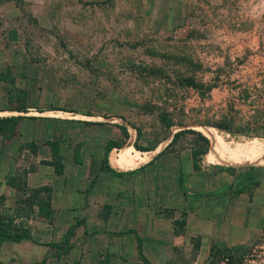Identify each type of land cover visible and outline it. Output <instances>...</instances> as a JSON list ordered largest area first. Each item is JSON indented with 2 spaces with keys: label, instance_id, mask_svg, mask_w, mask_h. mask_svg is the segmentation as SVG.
<instances>
[{
  "label": "crops",
  "instance_id": "crops-1",
  "mask_svg": "<svg viewBox=\"0 0 264 264\" xmlns=\"http://www.w3.org/2000/svg\"><path fill=\"white\" fill-rule=\"evenodd\" d=\"M13 1H0V10H16ZM117 1H125L127 10L137 3ZM107 2L17 0V10L43 15L51 10L99 8ZM163 4L164 10H175V4L178 10H187V0H153V6L143 3L141 9L156 10L159 18ZM176 21L162 26L172 29L182 24V19ZM19 41V29L4 19L0 23V117L21 118L15 134L0 133V218L24 223L29 238L3 241L0 264H145V260L183 264L182 256L190 257V264H204L213 244L228 242L225 230L235 218L229 210L242 207L240 197H251L253 182H258L256 172L233 174L229 166L252 162H241L234 152L210 142L196 166L192 153L197 142L184 143L183 133L173 139L181 130L150 134L102 108L76 112L36 109L24 102L12 105V95L28 94L24 88L17 90V62L24 59L17 55ZM53 142L62 156L61 173L49 163ZM109 142H115L107 153L115 173L103 168ZM129 143L131 151L126 152ZM135 143L146 150L136 149ZM18 184L51 188V219L39 214L37 204L28 209ZM177 219L185 220L182 228L175 224ZM70 228L71 247L58 256L59 250L49 244L61 243Z\"/></svg>",
  "mask_w": 264,
  "mask_h": 264
},
{
  "label": "rangeland",
  "instance_id": "rangeland-1",
  "mask_svg": "<svg viewBox=\"0 0 264 264\" xmlns=\"http://www.w3.org/2000/svg\"><path fill=\"white\" fill-rule=\"evenodd\" d=\"M13 2L16 10H0V23L20 31L17 90L28 94L12 95V105L102 108L150 134L185 130L182 141L196 147H204L202 137L187 130L200 132L198 125L214 127L232 146L264 142V0H187V10L163 4L159 23L156 10L141 9L153 0L128 10L125 1L108 0L43 15ZM178 19L181 25L163 28ZM229 167L233 174L256 172L258 184L251 197H240V209L229 210L235 218L222 245L239 248L240 264H264V165Z\"/></svg>",
  "mask_w": 264,
  "mask_h": 264
},
{
  "label": "trees",
  "instance_id": "trees-1",
  "mask_svg": "<svg viewBox=\"0 0 264 264\" xmlns=\"http://www.w3.org/2000/svg\"><path fill=\"white\" fill-rule=\"evenodd\" d=\"M18 110L25 111L24 106L22 107L19 106ZM20 118H21L20 115L0 117V133L9 134V135L15 134L16 126ZM165 121H166L165 125L168 128H170L173 125V122L171 120H165ZM218 127L221 129L228 130L226 126L218 125ZM184 131L185 130L176 132L173 136V139H175L180 133H183ZM187 131L198 133V135L202 137L203 142H204V147H195L193 149V153H192L193 159H194L195 165L198 166V161L201 155L207 151L210 140L206 136L201 135L200 132H197L196 130L189 129ZM139 135H140V131L137 129V137H139ZM113 146H115V142L108 143L106 150H105V157L103 159V168L110 172H114V171L108 165L107 153ZM134 146L136 149L146 150L145 147L140 146L137 143H135ZM51 149H52L53 160L50 161L49 163L53 165L56 172L61 173L63 170V164L61 162L62 156L59 154L58 143L53 142L51 144ZM75 160L79 161L78 158H76ZM117 174H120V173H117ZM256 183L258 182L257 181L253 182V184H256ZM18 187L22 195L21 200L25 201L28 209H31V206L33 204H37L39 214L51 219L53 215V208L51 206V188L50 187L40 186L37 188H28L25 185L21 186L19 184H18ZM245 188L246 186L241 187L238 190V192H242ZM175 224L178 225L179 228H182L185 225V220L177 219L175 221ZM176 231L177 230H175V232ZM72 233H73V228H70L67 234L65 235L64 240L61 243H50L49 244L51 246L56 247L59 250L58 256H60V254L62 253H66L70 249L71 244L69 243V239ZM25 238H29V232H28V227L24 223L15 224L9 218H4V217L0 218V245L3 241L8 240V239L19 241ZM137 239H138V248L140 251L141 250L140 239L139 238ZM237 254H239V248L237 247H227L224 245L213 244L211 246L209 256L204 264H221L220 257L223 258L222 261H224L226 264H240V261H238L237 259ZM144 262L145 264H150L146 260Z\"/></svg>",
  "mask_w": 264,
  "mask_h": 264
},
{
  "label": "bare ground",
  "instance_id": "bare-ground-1",
  "mask_svg": "<svg viewBox=\"0 0 264 264\" xmlns=\"http://www.w3.org/2000/svg\"><path fill=\"white\" fill-rule=\"evenodd\" d=\"M196 129L205 135L216 148L234 152L243 162L256 163L264 158V142L258 139H251L244 143L242 142V145L232 146L230 142L226 141L212 126L198 125ZM124 150L126 152L131 151L130 143L125 146ZM143 160H145V158L140 161Z\"/></svg>",
  "mask_w": 264,
  "mask_h": 264
}]
</instances>
